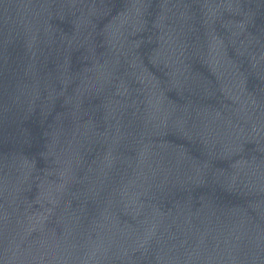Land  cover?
<instances>
[{"label": "water", "instance_id": "obj_1", "mask_svg": "<svg viewBox=\"0 0 264 264\" xmlns=\"http://www.w3.org/2000/svg\"><path fill=\"white\" fill-rule=\"evenodd\" d=\"M199 264H264V0H238Z\"/></svg>", "mask_w": 264, "mask_h": 264}]
</instances>
